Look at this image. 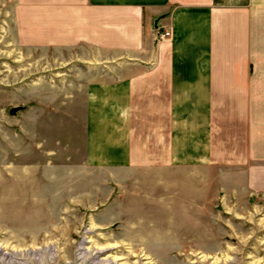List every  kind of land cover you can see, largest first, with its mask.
<instances>
[{
    "label": "crops",
    "instance_id": "crops-1",
    "mask_svg": "<svg viewBox=\"0 0 264 264\" xmlns=\"http://www.w3.org/2000/svg\"><path fill=\"white\" fill-rule=\"evenodd\" d=\"M34 2L29 44L77 49L91 64L60 107L63 133L76 136L66 148L78 170H104L112 189L143 194L108 218L130 237L163 238L154 224L173 222L176 206L164 193L196 190L197 160L210 174L214 160H264V0ZM162 29L170 35L158 40Z\"/></svg>",
    "mask_w": 264,
    "mask_h": 264
},
{
    "label": "rangeland",
    "instance_id": "rangeland-1",
    "mask_svg": "<svg viewBox=\"0 0 264 264\" xmlns=\"http://www.w3.org/2000/svg\"><path fill=\"white\" fill-rule=\"evenodd\" d=\"M34 3L0 0V264H264V160H214L211 174L197 160L196 190L164 193L176 206L173 222L154 224L163 238H133L108 220L113 207L143 194L114 190L106 171L73 164L66 146L76 136L63 133L61 114L75 98L68 85L90 63L77 49L53 55L29 44ZM38 126L51 133L34 136Z\"/></svg>",
    "mask_w": 264,
    "mask_h": 264
},
{
    "label": "bare ground",
    "instance_id": "bare-ground-1",
    "mask_svg": "<svg viewBox=\"0 0 264 264\" xmlns=\"http://www.w3.org/2000/svg\"><path fill=\"white\" fill-rule=\"evenodd\" d=\"M87 241H89V240H87ZM80 248L81 249H83V250H87L88 251V247H84L83 245L82 246H80ZM5 253V252H4ZM146 254V253H145ZM144 253L143 254H140V255H145ZM5 255H6V253H5ZM4 256V255H3ZM7 256V255H6ZM8 257V256H7ZM97 257V256H96ZM2 258V257H1ZM97 259V261H90V263L91 264H98L99 262L98 261H100V259L99 258H96ZM144 259H146V261H145V263H149L150 262V259L148 258V256H146L145 255V257H144ZM104 264V263H103ZM121 264H123V262H121ZM130 264V263H129Z\"/></svg>",
    "mask_w": 264,
    "mask_h": 264
},
{
    "label": "built area",
    "instance_id": "built-area-1",
    "mask_svg": "<svg viewBox=\"0 0 264 264\" xmlns=\"http://www.w3.org/2000/svg\"><path fill=\"white\" fill-rule=\"evenodd\" d=\"M170 35V32L166 29L159 30L157 36L159 39L167 38Z\"/></svg>",
    "mask_w": 264,
    "mask_h": 264
},
{
    "label": "water",
    "instance_id": "water-1",
    "mask_svg": "<svg viewBox=\"0 0 264 264\" xmlns=\"http://www.w3.org/2000/svg\"><path fill=\"white\" fill-rule=\"evenodd\" d=\"M17 110V108H13L12 110H11V112L13 113V112H15Z\"/></svg>",
    "mask_w": 264,
    "mask_h": 264
}]
</instances>
